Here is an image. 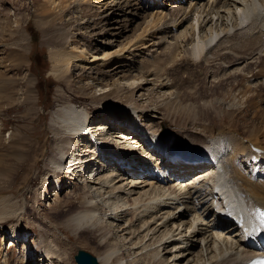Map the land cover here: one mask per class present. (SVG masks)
<instances>
[{
	"label": "bare ground",
	"instance_id": "obj_1",
	"mask_svg": "<svg viewBox=\"0 0 264 264\" xmlns=\"http://www.w3.org/2000/svg\"><path fill=\"white\" fill-rule=\"evenodd\" d=\"M119 1L79 0L78 4L96 5L103 21L112 15L113 24L120 23L116 19L118 14L125 18L132 10H141V0ZM145 1L152 4L156 1V7L169 3V0ZM194 1L190 9L177 5L169 14L162 9L150 13L133 38L118 51L89 54L84 49L82 52V46L75 48L79 53L64 48L51 49V73L60 78L68 76L72 66L80 70H86L92 62L108 66L113 54L126 46L137 50L152 41L154 34L157 42L153 45L158 46L166 38L168 24L172 21L170 28L177 30L193 11L196 22L189 21L192 36L185 38L184 32H180L183 44H166L160 53L167 54L168 61L161 60L174 63L176 50L188 53L192 61L200 60L199 63L206 66L205 78L212 89L223 80L236 85L238 78H242L246 86L243 82L231 85L232 102H242L247 99L249 86L262 85L260 81H253L256 78L249 77L257 76L256 68L262 70L264 66V0ZM55 2L52 0L51 5ZM195 26L198 28L196 39ZM109 30L102 28L95 35L102 38ZM59 34L62 37L64 33ZM67 35L69 37V33ZM213 66H219V72H215ZM252 68L256 72L248 75ZM143 77L124 75L122 79L130 89L140 90L147 84V80L136 84ZM118 86L116 83L108 92ZM105 87L100 93L104 96ZM225 98H219L217 104L226 102ZM214 99L212 95L200 102L201 110L215 112L216 121L221 122L228 113L217 112L221 109L215 108ZM100 111L101 116L91 120L86 106L69 102L57 107L52 114L59 129L60 141L56 148L61 156L52 161L53 169L44 181L56 184L53 193L56 199L64 188L61 175L76 179L70 186L79 187L84 194L77 209L65 218L69 229L84 227L97 233L96 242L101 243L106 238L104 226L108 225L116 230L122 242L120 248L126 249L134 264H147L149 256L154 260L150 264H250L253 258L264 256V218L261 216L264 213V142L258 134H244L223 125L215 131L202 125L191 131L193 135L184 129L161 132L155 128L161 117L139 109L130 100L123 104L107 103ZM136 119L145 128L148 138L140 133ZM100 120L102 123L92 126ZM262 128L264 134V124ZM203 146H212L209 162L195 166L186 164V160H193L190 152ZM73 148L78 156L72 152ZM87 169L90 173L85 175ZM53 181L56 182L53 184ZM104 207L105 212L101 210ZM22 233L26 235V231ZM40 242L38 262L51 260L54 255L58 257L54 244L49 245L45 239ZM111 253L99 254L97 260L100 264H121L122 260H111Z\"/></svg>",
	"mask_w": 264,
	"mask_h": 264
},
{
	"label": "rangeland",
	"instance_id": "obj_2",
	"mask_svg": "<svg viewBox=\"0 0 264 264\" xmlns=\"http://www.w3.org/2000/svg\"><path fill=\"white\" fill-rule=\"evenodd\" d=\"M55 1V5H51L52 0H0V264H76L74 255L78 249L96 258L99 254L112 252V261L134 264L126 249L123 251L120 248L122 242L115 229L104 226L106 238L98 243L95 237L97 233L81 226L71 230L66 225L65 218L77 209L78 201L83 199L84 194L80 193L79 187L70 186L76 179L61 175L64 188L56 199L53 195L55 181L54 185L44 181L47 173L53 169L52 161H57L61 156L56 148L60 137L53 121V111L72 102L86 106L91 120H97L101 116L102 106L107 103L123 104L130 100L139 109L144 108L146 112H154L161 117L155 123V128L161 132L184 129L192 134L191 131L200 129L202 125L212 127L213 131L223 125L226 129L230 126L244 134L256 133L264 142V66L262 70L256 68L257 76L253 74L256 72L253 68L248 73L253 74L249 78H256L253 81H260L262 85L256 88L249 86L247 99L235 103L231 97L232 86L242 82L246 86L242 78H238L240 82L237 79L236 85L223 80L217 83L216 89H212L205 78L206 66L199 63L200 60L194 62L188 53L176 50L174 63L166 62L167 54L162 56L160 53L166 44L182 45L180 32H184L185 38L192 36L189 23L196 22V14L192 11L177 30L170 28L172 21L168 24V32L164 34L166 38L162 39L163 43L160 40L158 46L153 45L157 42L154 34L152 41L139 46L137 50L126 46L113 54L108 66L100 62L88 63L86 70L72 66L68 76L57 78L51 73V49L64 48L71 53H79L75 48L82 46V52L89 54L118 51L133 38L132 35L143 25L144 18L150 17V13L162 9L169 14L170 9L171 13L174 12L173 6L179 5L185 9L195 1L169 0L168 5L156 7V1H153L154 5L141 0V10H132L125 18L118 14L116 19L120 23L116 24H113L115 19L112 15L103 21L96 5L81 6L79 0ZM102 28L114 30H109L107 34L105 32L102 38L97 37L95 34ZM60 32L64 33L62 37ZM197 35L198 28L195 26L194 39ZM213 69L219 72V66H213ZM150 73L155 75L147 76ZM124 75H144L136 84L145 80L147 84L140 90L130 89L122 79ZM166 76H169L168 79ZM116 83L120 86L108 92V88ZM106 84L108 87H105ZM88 85L91 88H85ZM104 87L107 90L105 96L100 94ZM212 95L216 98L213 101L215 108L221 109L217 112L228 113L221 122L216 121L215 112L201 110L200 102ZM223 96L226 102L217 104ZM98 123H102L101 120L95 121L92 126ZM72 152L76 156L79 154L74 148ZM88 169L85 175L90 173ZM101 210L105 212L107 209L104 207ZM22 230L26 231V235ZM43 239L49 245H55L57 258L54 255L50 257L51 260L38 262L37 255L42 246L40 241ZM152 258H146L147 264Z\"/></svg>",
	"mask_w": 264,
	"mask_h": 264
},
{
	"label": "water",
	"instance_id": "obj_3",
	"mask_svg": "<svg viewBox=\"0 0 264 264\" xmlns=\"http://www.w3.org/2000/svg\"><path fill=\"white\" fill-rule=\"evenodd\" d=\"M74 261L76 264H99L97 258L89 252L78 249L74 255Z\"/></svg>",
	"mask_w": 264,
	"mask_h": 264
},
{
	"label": "snow or ice",
	"instance_id": "obj_4",
	"mask_svg": "<svg viewBox=\"0 0 264 264\" xmlns=\"http://www.w3.org/2000/svg\"><path fill=\"white\" fill-rule=\"evenodd\" d=\"M262 218H264V213L261 214Z\"/></svg>",
	"mask_w": 264,
	"mask_h": 264
}]
</instances>
